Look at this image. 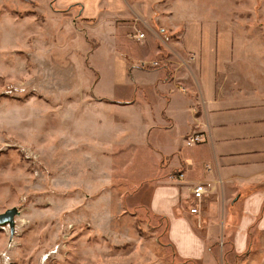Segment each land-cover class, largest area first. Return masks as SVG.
Instances as JSON below:
<instances>
[{
	"label": "crops",
	"instance_id": "0c3cea01",
	"mask_svg": "<svg viewBox=\"0 0 264 264\" xmlns=\"http://www.w3.org/2000/svg\"><path fill=\"white\" fill-rule=\"evenodd\" d=\"M182 1L26 0L21 16H9L34 22L38 32L51 22L58 32L85 35L95 42L90 54L103 39L116 58L120 52L115 81L132 84L134 95L99 103L135 110L120 116L119 127L123 136L139 133L131 142L143 144L146 156L136 176L113 173L91 196L164 219L179 262L264 264V50L252 48L264 34L239 31L240 20L186 15ZM27 51L33 64L37 52ZM148 67L156 68L142 70ZM193 134L204 142L188 146ZM130 147L113 141L103 155ZM199 185L207 192L196 200Z\"/></svg>",
	"mask_w": 264,
	"mask_h": 264
},
{
	"label": "rangeland",
	"instance_id": "374dc122",
	"mask_svg": "<svg viewBox=\"0 0 264 264\" xmlns=\"http://www.w3.org/2000/svg\"><path fill=\"white\" fill-rule=\"evenodd\" d=\"M184 1L186 15L240 20L239 31L264 34V0ZM28 6L0 0V214L20 213L13 232L0 227V264H187L169 246L164 219L121 212L118 201L89 194L113 173L136 176L139 156H146L143 144L131 142L138 132L123 136L119 127L120 116L135 110L99 103L134 95L132 84L115 81L120 52L116 58L103 39L90 54L95 42L85 35L58 32L51 22L38 32L34 22L11 18ZM252 48L264 50V43ZM50 119L52 132L45 130ZM113 141L139 151L104 156Z\"/></svg>",
	"mask_w": 264,
	"mask_h": 264
},
{
	"label": "built area",
	"instance_id": "2783aa9c",
	"mask_svg": "<svg viewBox=\"0 0 264 264\" xmlns=\"http://www.w3.org/2000/svg\"><path fill=\"white\" fill-rule=\"evenodd\" d=\"M139 38H143V35H140ZM203 142H204L203 137L198 135V134H193L186 141L188 146L198 145V144H201ZM182 177L183 176L180 175V178H182ZM206 192H207V187L203 186V185H199L193 189V196L196 200H201L204 197V195L206 194ZM196 212H197V209L192 210V213H196Z\"/></svg>",
	"mask_w": 264,
	"mask_h": 264
},
{
	"label": "water",
	"instance_id": "95a60500",
	"mask_svg": "<svg viewBox=\"0 0 264 264\" xmlns=\"http://www.w3.org/2000/svg\"><path fill=\"white\" fill-rule=\"evenodd\" d=\"M19 211L17 208L7 210L5 213L0 214V227L9 225L11 231L13 232L15 227V218L19 216Z\"/></svg>",
	"mask_w": 264,
	"mask_h": 264
},
{
	"label": "trees",
	"instance_id": "16d2710c",
	"mask_svg": "<svg viewBox=\"0 0 264 264\" xmlns=\"http://www.w3.org/2000/svg\"><path fill=\"white\" fill-rule=\"evenodd\" d=\"M156 67H148V68H142V70L145 71H153Z\"/></svg>",
	"mask_w": 264,
	"mask_h": 264
}]
</instances>
